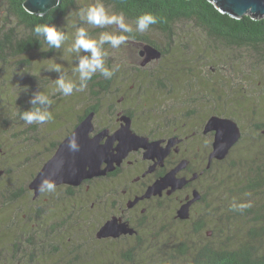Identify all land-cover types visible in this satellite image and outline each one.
Segmentation results:
<instances>
[{
    "label": "rangeland",
    "instance_id": "obj_1",
    "mask_svg": "<svg viewBox=\"0 0 264 264\" xmlns=\"http://www.w3.org/2000/svg\"><path fill=\"white\" fill-rule=\"evenodd\" d=\"M97 2L104 5L109 15L117 14L100 0H75V6L58 28L66 36L60 49L48 55L45 45L41 48L43 51L39 49L0 64V264H185L187 257L179 251L181 243L191 247L209 242L213 245L226 237L233 244L255 241L256 246L262 242L261 247H264V231H261L262 238H249L251 228L258 231L264 228V191L247 193L245 190L249 177L254 178L256 171L264 174V134L259 136L254 128L264 123V60H258V52L253 49L226 50L217 42H206L208 38L197 34L199 29L194 28L192 22L183 23L182 29L176 27L177 36L168 46L159 32H138L136 25L125 20L134 32L147 35L165 50L159 61L155 60L144 69L153 76L158 73L161 85L155 82L156 89L154 83L145 85L146 91L141 92L139 104L133 105L130 99L134 92L129 97L130 107L137 110L138 116L142 115L141 111L146 113L143 129L156 125L149 117L153 116L150 111L162 103L165 113L161 123L170 125V129L176 127L177 132L182 130L183 122L186 123L184 130L190 132L215 113L238 121L241 130V141L230 150L224 162L213 165L210 176L198 183L204 192L209 188V194L205 203L190 211L187 221L174 219V198L155 199L158 201L144 204L145 220L141 224H138L143 214L140 207L135 211L123 210V215L136 226V235L97 239L98 229L111 216L120 214L119 201L128 197L122 193L126 174L108 182L92 183L89 192L81 189L71 196L63 188H55L54 191L46 190L38 201L31 202L32 195L27 190L25 197L8 207L3 206L10 190L23 186L27 189L31 176L53 152L50 142L59 138L58 142L61 141L91 103L86 88L83 91L74 89L71 95L64 96L55 83L60 73L47 69L60 64L61 75L79 86V73L74 72L79 57L68 50L74 43L77 28H85L89 37L97 41L102 33L116 35L119 31L116 25L96 27L80 19V11ZM4 8L0 1V29L9 26ZM23 32L16 28L19 36ZM189 34L193 35L187 36ZM141 48L138 43L127 40L118 48L105 43L102 50L107 51L108 64L110 52L120 57V70L126 65L139 67L141 59L137 53ZM25 61L30 63L20 65ZM210 66L220 68V73L216 75L214 69L213 72L209 70ZM192 71L195 76L190 75ZM207 76H212V82H208ZM218 78L223 82L217 84ZM131 83L130 79L126 86ZM37 91L52 101L48 110L53 119L42 125H28L20 119V113L30 109L31 94ZM186 108L194 114L184 121ZM158 111V115L163 113ZM100 115H104V111ZM139 124L136 120L135 126ZM204 140L208 137L203 138L200 132L199 141L193 143V152L198 147L200 154L207 145ZM3 159L11 169L8 175H3L2 167L7 164ZM213 183L219 184L217 193L210 191ZM219 194L221 198L217 200ZM113 200L116 203L112 207ZM234 201L250 202L251 206L242 211L233 210ZM200 220L204 224L201 231L196 232L195 226ZM217 229L222 230V235L216 234Z\"/></svg>",
    "mask_w": 264,
    "mask_h": 264
},
{
    "label": "trees",
    "instance_id": "obj_2",
    "mask_svg": "<svg viewBox=\"0 0 264 264\" xmlns=\"http://www.w3.org/2000/svg\"><path fill=\"white\" fill-rule=\"evenodd\" d=\"M0 1L3 2V5L5 7L4 16L7 19L6 22L9 23V26L7 28L3 29L4 28L3 27L2 29H0V64H6L10 59L14 57L25 55L31 52H36L39 49L43 48L45 45L48 47L47 50L48 55L51 54L54 48H50V46L46 43V41L42 36L37 37L33 29L37 24H55L57 28H59L61 21L66 17L68 11L75 6L74 5L75 0H59L58 5L52 8L48 13H46L43 16H38L35 14H29L24 10L22 5L25 0H0ZM100 1L110 5L117 14L123 12L125 20L128 22H132V24L134 25H136L137 18L142 14L144 13L153 14L154 16L157 17L158 22L156 24L150 25L148 30H155L159 32L161 36L163 35L164 38L167 40L168 46L171 45L172 41L177 36V34H175L176 27L177 30L182 29L183 23L192 22L193 27L199 29L197 34L199 33L201 35H205L206 38H208L205 40L206 42L208 43L217 42L220 46H222L226 50L253 49L258 52V60L260 61L264 60V17L254 19L246 15L241 18H232L231 16L225 13H221L219 10H217L215 6L208 0H100ZM13 20L15 21L14 24H12ZM5 24L6 23H4L3 25ZM16 28L22 29L24 31L23 34H21L20 36L19 34H16ZM116 32H117L116 35H125L128 37V41H131L133 43H138L141 47H143L144 45H150L155 47L163 54L165 52V50L160 45L152 41L145 34L142 36L134 31H132L131 33H124L121 30ZM190 35L193 34H189L187 36ZM200 40L204 41L202 37H200ZM109 55L111 62L110 64H108L107 57L105 56L104 57L105 66L110 70L111 69H116V70L114 72V75L110 79H106L100 73H96L92 76L91 80L87 82L86 89L89 99L91 101L90 104H93L95 102L99 103L100 99L98 98L100 97L101 99H105L111 96L113 94V91L116 92V89L114 90V87H119L121 84L125 85V90H123L121 93L127 92V94H129L130 96V94L134 92V98L138 97V95L137 94L135 95V93L146 91V86L152 83H154V88L155 89L157 88L155 82L159 81L158 73H156L153 76L152 73L150 74L146 73L144 69H142V67L140 66L136 67L133 65H130L129 68L126 65L125 67H122L119 70L118 67L121 66L120 62H122V60L120 59V57L114 55L111 52L109 53ZM29 63H30L29 61H25L20 63V65L27 66ZM209 68H210L209 70H211L212 72L214 69V71L217 72L216 75L221 71V69L216 66H210ZM173 70H177V68L173 67ZM134 72L137 74H133ZM193 74L194 73L192 71L190 75ZM130 79L132 82L130 85L134 86L132 90L128 89L129 85L126 86V83ZM207 79L208 82H212V76H207ZM222 82L223 80L218 78L217 84L218 83L220 84ZM27 83L28 80L25 81V84ZM214 85H216V83H214ZM20 104L22 106L25 105L24 102H21ZM32 107L34 106H31L30 108ZM92 110L97 111L98 108H94L90 106L89 109H87L86 111L84 110L82 114L76 118V121L73 122L74 123L73 127L76 126L85 117V114H87ZM102 111L104 110L101 107L100 112ZM150 112H152L153 116L150 115L149 117L150 119H153L152 122H154V124H159L164 119L163 114L165 112H163L161 115L155 113V110ZM140 113L142 115L140 116L139 122L143 124V118L146 113L144 111H141ZM218 114L221 115L220 113ZM107 117L108 116L105 112L104 115H100L99 113L97 115L98 123L103 124L104 119H106V124H107V122L110 121L111 123L112 120L114 119V117L110 119H108ZM145 117L148 118L147 116ZM73 127H71V130L73 129ZM254 128L255 130H257L258 133H260L259 136L264 134L263 122L256 124ZM58 140H60V138ZM58 140H54L49 144L50 150L53 151L52 153H50L51 155L54 153L58 145ZM239 141H241V138ZM224 160L215 161L213 165L222 164ZM3 162L7 163L4 167H2L3 175H8L10 174L11 169L6 160L3 159ZM192 164L193 166L191 165L190 170L196 171V168H198L197 163L193 160ZM262 169L264 171V167ZM210 171L211 169L209 170L208 176L206 178L210 176ZM36 174L37 172L34 175ZM34 175L31 176L30 180L33 178ZM112 179L115 178H109V179H105L103 177L97 178L95 180L88 182L89 184L88 188H90L92 183L108 182ZM62 188L66 190V193L67 191L68 192L71 191L72 194L74 193V191H78L81 189H84L86 192H89V189L88 188L86 189L85 186H81V187L63 186ZM218 188H219V184L213 183V185L210 187V191L213 193H217ZM245 190L247 191V193L249 192L259 193L261 191H264V174L262 172L256 171L254 178L249 177ZM111 191H113L112 188ZM27 192L28 191L24 186L18 188L17 190L15 189L12 191L10 190L8 196L4 198L3 206L4 207L10 206L20 198L25 197V195L28 194ZM72 194H68V195L71 196ZM208 194H209V188L207 191L205 192L203 191L201 200L199 201V203L195 202L191 210L196 205L200 203H205ZM220 198H221V194L217 196V200H220ZM31 202H33V200ZM115 203H116L115 201L112 202L111 206L112 207L115 206ZM147 203L148 202H146L145 204ZM119 207L125 209V207L121 204H119ZM141 217H142L141 222H143L145 220L144 213L141 214ZM183 221H187V220H183ZM203 224L204 222L202 220L198 221V224L195 226V231L196 232L201 231ZM261 231H264V228H261L260 231L255 230V228H251L249 231L250 240H255L254 239L255 236H261L262 233ZM215 232L218 235H222L221 229H217ZM214 236L215 234H213V237ZM261 245L262 242H259V245L256 246L255 241H249V242L245 241V242H241L240 244H233L230 238L226 237L224 241L221 240L219 241V243L213 245L211 244V242H209L202 244L200 246L191 247L188 245L184 246L183 243H181L180 246L182 248H180L179 251H181V253H183V255L187 257L186 258L187 261L185 264H264V247H261Z\"/></svg>",
    "mask_w": 264,
    "mask_h": 264
},
{
    "label": "water",
    "instance_id": "obj_3",
    "mask_svg": "<svg viewBox=\"0 0 264 264\" xmlns=\"http://www.w3.org/2000/svg\"><path fill=\"white\" fill-rule=\"evenodd\" d=\"M217 10L232 18L250 16L258 19L264 17V0H208ZM59 0H25L24 10L29 14L43 16L57 6ZM118 28V27H117ZM119 29V28H118ZM120 30V29H119ZM142 58L140 65L144 67L153 60H158L161 53L155 47L144 45L138 52ZM94 112L88 113L74 129L59 142L51 157L42 165L35 177L28 184V189L33 192V199L38 197V186L46 177L55 182V186L66 185L78 187L83 181L105 176L119 167L131 151L142 150L145 160H155L146 173L152 172L156 165H161L169 152V148L176 143L175 138L168 140L165 147L160 146V141H149L147 137L139 136L131 130L129 117L120 119L121 125L114 132L109 133L103 129L93 136ZM213 132L211 152L208 156L206 169H209L213 159L221 161L226 158L231 148L240 139V130L237 123L229 118L211 116L204 125L203 133ZM75 134L78 150L68 148L69 137ZM104 141L101 143V141ZM102 165L104 167L102 168ZM187 166V161L181 160L173 169L149 185L145 192L127 203L131 208L139 200H147L154 196H161L182 189L193 181L197 174L189 179L176 177V174ZM1 174V173H0ZM201 199L197 190H193L190 199L181 204L175 213L178 220H188L190 207ZM143 212V211H142ZM134 229L117 217H111L96 232L97 239L118 238L122 235H133ZM209 235V234H207Z\"/></svg>",
    "mask_w": 264,
    "mask_h": 264
},
{
    "label": "flooded vegetation",
    "instance_id": "obj_4",
    "mask_svg": "<svg viewBox=\"0 0 264 264\" xmlns=\"http://www.w3.org/2000/svg\"><path fill=\"white\" fill-rule=\"evenodd\" d=\"M160 53H161V56L164 55L162 52H160ZM137 55H138V53H137ZM138 57L142 60V58L139 55H138ZM160 58L157 61H159ZM140 59H138V60H140ZM154 61L155 60L149 62L147 65L142 67V69H145L146 66H149ZM157 83H158V85H161L159 81ZM119 87H114V90L116 89V92L113 91V94L105 99L106 104L104 103V99H101V97H100V98H98V99H100L99 103L95 102L93 104L88 105L84 109L86 111L87 109H89L90 106L94 107V108H98L97 111H95V110L90 111V112H94V118H93L94 130H93V132L90 133V136H93L94 134H96L97 132H99L103 129H108L109 133H112L116 129H118L119 126L121 125L120 119L122 117H129L130 121H131V130L134 133H136L137 135L147 137L149 139V141H160L161 147H165L167 145L168 140H170L172 138H175V141H176V143L169 148V152L166 155V157L164 158L162 164L156 165L152 172L146 173L147 169L151 165H153L155 160L153 161V160L143 159V157H142L143 151L139 149L137 151H131L127 155V157L123 160L121 165L119 167L115 168L113 173L112 172L109 174L107 173L105 176H102L105 179H109V178H118L120 176H123V174H126L125 177H123V181H124L123 187L124 188L122 189V193L128 197L126 199L122 197L123 198L122 202H121V200L119 201V203L121 205H123L125 207V209L122 208V210H120V214H118L117 216H111V217H117L121 221L126 222L129 227L134 229L135 233L133 235H136V233H137L136 226L134 224H132L126 216L123 215V210H126V211H133L134 210L135 211L140 207L139 211L141 213H144V211L146 209L144 204L146 202L158 201L155 199H161V198H174L175 203H176V207L174 208V211L176 213L177 208L181 204H183L187 198L190 199L191 193L193 190H197L199 192L201 198H202L203 191L198 186V183L208 176V172L211 169L213 163L215 161H218V160L213 159L211 161V165H210L209 169H206V165L208 162V156L211 152V145H212V141H213V132H208V133L204 134L203 133L204 125L211 116H217V117H221V118H227V117H222L221 115L216 114V113H215L216 115L212 114L206 119L205 122H200L190 132H189V129L184 130V127L186 125L185 122H183L181 124L182 130L180 132L176 131L177 130L176 127H174L173 129H170L168 125H163L162 123L156 124L154 127L143 129L144 124L140 123L139 125L135 126V122H136V120L140 119V116H138L139 114L137 113V110L135 108L130 107V99L133 102V105L139 104V101L142 99L141 92L138 93L137 98H134V96H133L129 99L130 96H129V94H127V92L121 93L123 90H125V85L121 84ZM133 88H134L133 85L128 86V89H130V90H132ZM161 99H162V97L160 98V100ZM160 100H159V102H161ZM160 105L161 106L159 108L157 107L155 109V113H158L159 109L161 112H163L164 104L161 103ZM101 107L103 108L104 112L107 114L108 119L114 117V119L112 120L111 123H110V121L107 122V124H106V122H104L103 124L98 123L97 115L100 113ZM90 112H88V113H90ZM191 113L193 114L192 110H188L186 108L183 120L185 121V120L189 119V115ZM87 114H85V116ZM101 122H103V121H101ZM237 125H238V123H237ZM74 127H73V129H74ZM239 130H240V128H239ZM200 132H201V136H203V138H205V135H206L208 137V140H204V143H205V141H207V145L203 146V148L201 149V152L199 154L200 149L197 147L195 149V152H193L192 146H193V143L195 141H197V142L199 141ZM240 134H241V130H240ZM210 138H211V141H210ZM240 138H241V136H240ZM103 141H104V139L101 141V143ZM59 142H58V144H59ZM208 146H209V149H208ZM181 160L187 161V166L184 169L180 170L176 174V177H184L185 179H189L193 174H197V177L193 181L189 182L182 189L177 190V191L171 193L170 195L166 194V191H167V189H166V190L162 191L161 196H154V197H151L150 199H147V200L146 199L145 200H139L131 208L127 207L128 202L132 201L134 198H136L138 196H141L145 192L146 188L149 185H151L154 181H156L157 179L162 177L169 170L173 169ZM193 160L198 165V168H196V171L190 170L191 165L193 166V164H192ZM103 167H104V165H102V168ZM34 177H35V175L33 176V178ZM97 178H101V177H96V178H92L90 180H85L78 187L85 186L87 189L89 186L88 182L95 180ZM31 180L29 181V183L31 182ZM28 184H27V190L29 192H31L32 200L33 201L39 200L46 190L41 191L40 194L38 195V197L33 199V192L28 189ZM63 186L65 187L66 185L55 186V188H62ZM69 187H71V186H69ZM64 191L66 192L65 189H64ZM67 193L72 194L71 191L70 192L67 191ZM199 201H197L196 203H199ZM192 206L190 207V211H191ZM138 220H139L138 224H141V218H139ZM95 236H96V234H95ZM122 236H125V235H122ZM129 236H131V235H129ZM112 239H116V238H112Z\"/></svg>",
    "mask_w": 264,
    "mask_h": 264
},
{
    "label": "clouds",
    "instance_id": "obj_5",
    "mask_svg": "<svg viewBox=\"0 0 264 264\" xmlns=\"http://www.w3.org/2000/svg\"><path fill=\"white\" fill-rule=\"evenodd\" d=\"M80 19L96 27L116 25L124 33H131L133 31L132 27L125 22L123 12L109 15L104 5L99 2L86 9H82L80 11ZM157 22L158 19L156 16L151 13H144L136 20V31L143 33L148 30L150 25L156 24ZM33 31L37 37L42 36L50 48L54 49H60L62 42L66 39L65 34L59 31L55 24H37ZM127 40L128 37L125 35H113L105 32L100 35L97 41L89 37L85 28H77L74 43L68 50L76 53L79 57L74 72L79 73L80 84L77 87L72 81L66 80L65 77L61 75V65L54 64L47 70L60 73L59 77L55 79L57 90L64 96L71 95L74 89L76 91H83L87 87V82L91 80L92 76L97 72L104 78L110 79L114 75L116 69L110 70L105 66L104 57L107 53L102 50L103 45L108 43L113 48H118L120 45L125 44ZM41 50L43 51L44 49ZM81 52H83L84 55H81ZM29 103L34 107L23 110L20 113V119L26 124L31 125L35 123L42 125L53 119L51 112L48 110L52 103L48 96L41 94L39 91L34 92L31 94ZM67 146L71 151L78 150L75 134L69 137ZM38 190L54 191L55 182L46 177L41 181ZM250 206V202L236 203L235 201L231 205L233 210L241 211Z\"/></svg>",
    "mask_w": 264,
    "mask_h": 264
}]
</instances>
